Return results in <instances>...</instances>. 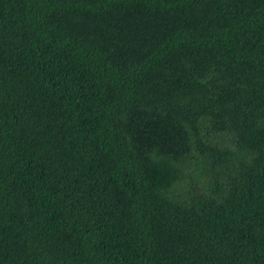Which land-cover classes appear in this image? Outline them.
I'll list each match as a JSON object with an SVG mask.
<instances>
[{"label":"trees","instance_id":"trees-1","mask_svg":"<svg viewBox=\"0 0 264 264\" xmlns=\"http://www.w3.org/2000/svg\"><path fill=\"white\" fill-rule=\"evenodd\" d=\"M0 264H264V0H0Z\"/></svg>","mask_w":264,"mask_h":264}]
</instances>
